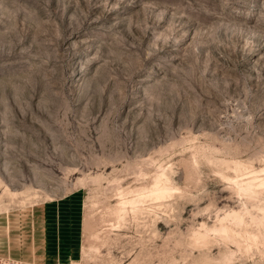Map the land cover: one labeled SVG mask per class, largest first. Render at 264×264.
Instances as JSON below:
<instances>
[{
	"label": "rangeland",
	"instance_id": "374dc122",
	"mask_svg": "<svg viewBox=\"0 0 264 264\" xmlns=\"http://www.w3.org/2000/svg\"><path fill=\"white\" fill-rule=\"evenodd\" d=\"M73 194L64 264H264V0H0V216Z\"/></svg>",
	"mask_w": 264,
	"mask_h": 264
},
{
	"label": "crops",
	"instance_id": "0c3cea01",
	"mask_svg": "<svg viewBox=\"0 0 264 264\" xmlns=\"http://www.w3.org/2000/svg\"><path fill=\"white\" fill-rule=\"evenodd\" d=\"M79 194L41 206L34 215L0 216V255L39 264L74 261L80 242Z\"/></svg>",
	"mask_w": 264,
	"mask_h": 264
},
{
	"label": "bare ground",
	"instance_id": "6f19581e",
	"mask_svg": "<svg viewBox=\"0 0 264 264\" xmlns=\"http://www.w3.org/2000/svg\"><path fill=\"white\" fill-rule=\"evenodd\" d=\"M252 186V184L249 182V183H247V188H252L251 187ZM245 188V187H244ZM248 191H249V189H247ZM126 202H133L134 203V201L133 200H131V201H125V203Z\"/></svg>",
	"mask_w": 264,
	"mask_h": 264
}]
</instances>
